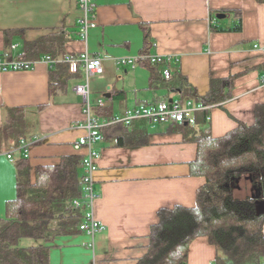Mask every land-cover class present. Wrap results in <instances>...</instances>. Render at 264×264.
I'll return each mask as SVG.
<instances>
[{
	"label": "crops",
	"instance_id": "1",
	"mask_svg": "<svg viewBox=\"0 0 264 264\" xmlns=\"http://www.w3.org/2000/svg\"><path fill=\"white\" fill-rule=\"evenodd\" d=\"M238 12L240 31L211 29L213 24L230 27ZM219 13L225 16L216 17ZM79 15V0H0V51L7 41L15 45L13 52H19L25 42L61 31L68 37L64 57L85 52L102 57L103 72L89 79V95L94 96L90 102L101 124L152 109L165 99L178 101V93L162 80L154 82L145 65L132 68L116 60L139 55L146 34L143 27L147 55L167 61L160 71L176 67L199 95L208 91L211 77L234 76L231 98L208 110L213 136L225 134L239 122L252 124L255 107L264 105V3L97 0L96 26L87 39L79 34ZM49 67L48 57L42 55L29 67L0 71V123L3 108L24 107L27 139L20 147L26 148L33 167L57 164L64 155L87 158L84 147H74L86 134L80 126L82 98L73 90L84 81L82 69L71 74L63 91L50 96ZM183 107L191 113L195 109L189 101ZM139 119L122 130L111 126L92 144L91 178L98 197L89 212L99 225L94 250L84 232L63 236L50 250L51 264H135L146 253L158 210L195 204L196 190L205 182L203 176L190 172L196 144L183 140L168 123ZM132 131L142 134V139L132 138ZM120 136L123 144L116 145ZM13 149L0 142V216L5 201L15 195L17 153L7 158ZM215 254L207 237H196L189 244L187 264H214Z\"/></svg>",
	"mask_w": 264,
	"mask_h": 264
},
{
	"label": "trees",
	"instance_id": "2",
	"mask_svg": "<svg viewBox=\"0 0 264 264\" xmlns=\"http://www.w3.org/2000/svg\"><path fill=\"white\" fill-rule=\"evenodd\" d=\"M237 14L230 27L213 24L211 29L240 31L242 21ZM143 29L144 45L136 64L148 67L154 82L162 80L169 90L178 93L180 106L189 101L195 107L182 121L168 122V126L181 133L183 140L196 144L190 172L203 176L205 182L196 190L193 206L158 210L146 253L135 264H187L189 244L199 236L207 237L215 247L214 264H264V105L255 107L252 124L239 122L225 134L213 136L208 110L231 98L234 76L211 77L204 95H199L176 67H168L170 78L165 79L160 69L167 61L147 55L148 35ZM67 38L61 31L48 34L25 42L19 52H13L12 43L7 41L0 54L27 63L23 67L46 55L52 96L63 91L71 77L64 59ZM24 110L21 106L3 108L0 123L1 144L17 148L18 156L15 195L5 201L4 214L0 216V264H51L50 250L58 238L82 232L80 225L87 221L86 158L81 154L64 155L57 164L33 167L20 147L27 139ZM93 119L99 122L95 115ZM115 119L102 124L99 138L111 126L122 130L140 120L125 124ZM133 137L139 141L143 135L133 132ZM122 142L121 136L115 140L116 145Z\"/></svg>",
	"mask_w": 264,
	"mask_h": 264
},
{
	"label": "built area",
	"instance_id": "3",
	"mask_svg": "<svg viewBox=\"0 0 264 264\" xmlns=\"http://www.w3.org/2000/svg\"><path fill=\"white\" fill-rule=\"evenodd\" d=\"M97 0H79L80 15L78 18L79 34L83 39H87L88 31L96 26L95 22V2ZM12 51L15 50V45H11ZM264 53V47L262 48ZM138 56H125L116 57V60L121 64H130L132 68L136 66V59ZM151 59H156L157 57H150ZM65 61L68 63V71L71 74H77L79 67L82 69L84 75V81L80 84H75L73 90L81 96L82 98V113L83 122L81 127L86 131V134L77 142H75L74 147L79 149L84 147L87 151V158L84 168V182L86 184V202L88 206L87 221L80 225V230L86 233L90 237L89 246L94 250V236L99 225L91 216L89 210L91 209L93 202L97 199L98 194L93 188L91 172L93 169V160L95 157V152L92 150L93 142L99 138V128L102 126L101 123L96 122L94 118V111L92 109L89 100V79L92 75L101 74L103 72V62L102 57L99 56H89L86 52L80 55H75V57L68 55L65 57ZM27 63L21 62L18 59L8 58L7 56L0 54V71H7L11 69L25 68L23 65ZM165 79L170 78V73L168 70L164 71ZM101 105V102H100ZM191 112L190 108H185L180 106L177 102H173L172 106L166 101H161L156 107L152 109H144L141 111H133L126 114L121 118L115 119V121L123 122L125 124L130 123L132 120L139 118H146L153 122L165 123L171 121H182L184 115ZM24 150L25 156H27L26 148L21 147ZM17 150V148L7 153V158L12 159V156ZM75 204L79 203L75 201ZM95 264V263H93Z\"/></svg>",
	"mask_w": 264,
	"mask_h": 264
},
{
	"label": "water",
	"instance_id": "4",
	"mask_svg": "<svg viewBox=\"0 0 264 264\" xmlns=\"http://www.w3.org/2000/svg\"><path fill=\"white\" fill-rule=\"evenodd\" d=\"M224 16H225V15H224L223 13H219V14L216 15V17H218V18H223ZM168 103H169V106L171 107L172 104H173V99L170 98V99L168 100Z\"/></svg>",
	"mask_w": 264,
	"mask_h": 264
},
{
	"label": "rangeland",
	"instance_id": "5",
	"mask_svg": "<svg viewBox=\"0 0 264 264\" xmlns=\"http://www.w3.org/2000/svg\"><path fill=\"white\" fill-rule=\"evenodd\" d=\"M116 75L117 76L120 75V71H118ZM80 83H82V81ZM80 83H78V84H80ZM93 97H94L93 94L89 95V100L91 101V99H93ZM91 106H92V103H91ZM165 123H167V122H165ZM157 124H160V123H157Z\"/></svg>",
	"mask_w": 264,
	"mask_h": 264
}]
</instances>
